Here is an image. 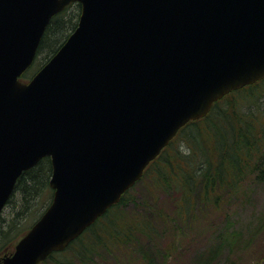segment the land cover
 Listing matches in <instances>:
<instances>
[{
  "label": "water",
  "instance_id": "obj_1",
  "mask_svg": "<svg viewBox=\"0 0 264 264\" xmlns=\"http://www.w3.org/2000/svg\"><path fill=\"white\" fill-rule=\"evenodd\" d=\"M77 25L29 78L52 16ZM264 78V0H0V213L48 156L52 198L0 264L63 250L187 122Z\"/></svg>",
  "mask_w": 264,
  "mask_h": 264
},
{
  "label": "trees",
  "instance_id": "obj_2",
  "mask_svg": "<svg viewBox=\"0 0 264 264\" xmlns=\"http://www.w3.org/2000/svg\"><path fill=\"white\" fill-rule=\"evenodd\" d=\"M80 10L73 2L51 17L22 81L63 44ZM50 174V158L45 156L17 178L0 214V259L50 203ZM251 181L264 183V78L229 92L204 117L181 127L117 203L39 264H168L181 249L185 231L201 225L206 215L222 208L223 197L232 198ZM140 184L146 195L136 196L133 192ZM263 233L261 216L242 238L243 248L251 253ZM231 236L226 241L222 235L220 246L241 240L239 231ZM260 246L255 264L264 260Z\"/></svg>",
  "mask_w": 264,
  "mask_h": 264
},
{
  "label": "rangeland",
  "instance_id": "obj_3",
  "mask_svg": "<svg viewBox=\"0 0 264 264\" xmlns=\"http://www.w3.org/2000/svg\"><path fill=\"white\" fill-rule=\"evenodd\" d=\"M142 185L135 188L134 195H146L145 186ZM223 199L225 203L222 204L220 210L211 211L202 220L201 225L198 223L185 231L183 238L181 236V249L176 251L173 259L169 258L168 264H196V261L198 264H237L239 258L241 264L256 263V259L253 260V258L254 256L257 258L260 245L264 246V233L255 241L258 249L252 247L251 253H249L250 250L243 248L242 241L244 239L242 238L246 239L258 219L264 216V183L251 181L249 186L241 192H237L232 198L226 196ZM234 230L239 231L241 240L231 241V246H220L221 236L224 235L226 241H229L230 238L232 240L231 232ZM26 231L27 229L20 234L16 241ZM163 236L167 240V237ZM13 247L14 243L10 250ZM259 264H264V260L259 261Z\"/></svg>",
  "mask_w": 264,
  "mask_h": 264
}]
</instances>
